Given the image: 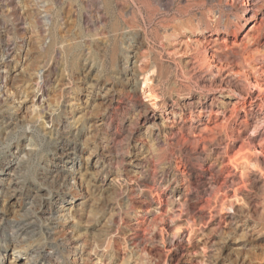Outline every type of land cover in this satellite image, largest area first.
<instances>
[{"label": "rangeland", "instance_id": "obj_1", "mask_svg": "<svg viewBox=\"0 0 264 264\" xmlns=\"http://www.w3.org/2000/svg\"><path fill=\"white\" fill-rule=\"evenodd\" d=\"M16 1L20 18L10 15L7 0H0V41L10 44V71H20L18 80L11 86L16 93L13 98H20L25 106L17 118L21 124L11 133L0 125V160L6 157L18 162L26 157L22 149L35 152V168L32 166L26 175L42 192L41 223L51 209L55 217H60L52 225L53 236L67 243L60 254V264H264L260 224L251 221L246 226L236 221L241 217L217 214L216 210L211 211L212 216L208 215L206 200L216 190L230 187L231 167L225 165L226 153L236 148H224L227 140L220 129L213 133L200 132L198 111L190 112L191 99L186 92L182 93L180 104L167 98L172 82L176 85L185 82L173 74L177 64L171 57V46L166 44L163 28L170 32L175 26L183 41L195 45L194 40L202 38L194 29L196 19L206 21L208 16L220 15L228 22L227 34L220 37L231 41L239 21L254 13L242 32H238L237 41L248 48L246 56L251 65H261L260 70H264V0L247 3L246 0H167L166 8L155 11L150 21L140 20L147 34L144 36L140 31L137 38L126 33V29H115L116 22H120L115 0L98 4L94 0H47V10L51 12L48 25L36 21L42 12L40 0ZM177 5L187 6L189 14L178 15ZM173 15L193 20L189 27L181 28L180 20L178 23L171 20ZM210 34L215 36L209 32L205 36ZM54 35L64 40V48L58 44V53L52 57L44 54L40 45L51 49ZM207 51H213L211 44ZM46 63L52 65V71L42 106L46 107L44 112L53 114V123H48L45 117L36 119L37 111L32 107V101L37 98L32 96V78ZM152 66L155 74L161 76L159 91L163 94L155 100L156 105L144 97L139 84L143 76L140 72ZM259 71L246 67L252 82L256 77L263 81L264 72ZM249 89L245 110L261 105L264 113V100L258 89L253 86ZM193 94L197 93L193 91ZM17 101L12 100L1 113L14 114ZM240 107L242 116L244 111ZM221 116L209 125L221 122ZM205 118L206 115L203 121ZM233 118L230 141L235 140L238 145L243 136L251 135L250 126L244 123L252 122V118L243 117L245 122H240V117ZM30 129L35 131L32 138L27 137ZM263 139L264 131L255 136L254 142L263 144L264 149ZM59 145L74 152L75 159L63 162L53 155ZM44 169H59L65 174L73 169L74 178L69 186L58 191L35 179V174ZM10 175L9 169L0 173L5 178ZM25 191L26 185L21 192ZM246 193L250 196L247 200L251 211L258 209V199L251 198L254 191ZM1 197L0 212L6 210L9 217L22 215L29 206L20 195ZM241 208L249 207L246 204ZM192 221L196 223V231L187 239L185 227ZM34 235L15 242L19 252L13 254V249H9L0 258V264H28L35 246L48 250L43 234ZM161 235L165 237L164 243ZM0 244L4 241L0 240Z\"/></svg>", "mask_w": 264, "mask_h": 264}, {"label": "bare ground", "instance_id": "obj_2", "mask_svg": "<svg viewBox=\"0 0 264 264\" xmlns=\"http://www.w3.org/2000/svg\"><path fill=\"white\" fill-rule=\"evenodd\" d=\"M102 1L103 0H94V2L97 4L102 3ZM247 1L249 0H246V3ZM40 2V8H42V12L39 11L41 14L38 15V20H36V18L35 20L48 25L51 22V12L49 13L50 10H47L49 9V7L47 8L49 3H47V0H40ZM114 2L116 4L118 20L120 21H115L118 23V25L115 24V27L117 25L115 29H126V33L130 34L133 38H137L140 31L142 34H144V36L147 34L145 28L139 24L140 20L150 21L151 16L155 11H160L166 8V6L169 4L167 0H115ZM254 2L250 3V6L254 5ZM7 3L11 7V9L8 7L10 12H12L10 15L12 16L13 14L19 17L17 15L18 11L16 9L18 6L17 1L7 0ZM246 10L247 9L245 8V11ZM176 12L178 15H188L189 9L187 6L177 5ZM255 15L256 14L253 13L249 17H243L241 21H239L236 27V32L233 33L231 41H228L226 37H220L221 34H227L228 32V22L225 19H222L220 15L217 17H215V15H212L211 17L208 16L206 21L197 16L198 18L196 19L194 29L200 32L202 38H197L194 40L196 43L195 45L194 42L192 45H190L188 44L189 42L183 41L177 35L175 26H173L170 32H168L169 30L167 27L163 28L165 31L164 38L166 44L171 46V57L173 62L175 61L177 64V70L173 74L174 76H179L180 79L185 82H182L179 85H176L174 82H172V84L170 83V86L169 83H167V86H169V95H167V98L173 100L175 104H180L182 93L186 92L188 98L191 99L189 103L190 112H193V109L198 111L197 122L202 124L200 132L205 131L213 133L215 129H220V131L224 133L225 139L227 140L224 148L230 150L236 148L234 152L229 153L227 151L226 153L228 162L225 165L231 167V171L229 170L231 172L230 187L226 185L223 188L216 190L214 195H212V197L210 196L211 198L206 200L207 208L209 209L208 215L209 217L213 215L211 213L212 210H216L217 214L229 213V215H237L241 218L240 220L238 219L236 221L244 222L246 226H249L251 221L256 224H260L262 227L260 234L264 235V149L262 147L263 144L260 145L257 144L258 142H254L255 136L258 134L261 135L264 131V113L261 111V105L255 109L250 108L245 110L244 108L245 96L249 95V86L256 87L261 100H264V79L262 81L256 77V79L253 78L254 82H252L251 77H249L248 73L246 72V67L249 66L253 71L258 72L261 69V65H251L250 58L246 56L248 48L246 45H242L241 42L237 41L238 32L241 33L246 26V22ZM171 20L176 23H178L177 20H180V24H178V26L185 28L189 27L193 19H180L176 15H173ZM57 21L58 20H56V23ZM53 27L55 28V26ZM206 32L213 33L215 36H212L211 34L208 35L209 37L205 36ZM56 36L57 35H54L53 37L51 49H45L42 45H40V50H42L44 54L49 53L53 57L54 54L58 53V44H60V48H64V40H58ZM209 44H211V48L213 50L212 52L207 51V46H209ZM69 47L70 46H68V51L71 52ZM11 52L12 51L9 42L6 40L0 41V110L4 106L8 107L12 100L18 99V101L13 106L15 109L14 114L11 115L7 112L1 113L0 111V125L3 127L4 131L9 133H11L14 127H16L18 124H21V121L17 120V118L25 106V104L23 105L22 102L19 101L20 98H13V95L16 93L13 91L12 87L13 84L18 80L17 77L20 75V71H17V69H14L12 72L10 71V61L12 58ZM183 55L187 56L182 57ZM145 57L147 56L145 55ZM234 66H237L238 68H235ZM51 68L52 65L50 66V64L47 63L44 64L40 70H36L35 76L32 78L31 83V89H33L32 96L37 97L32 101V107H35L37 111L36 119L45 117L48 118V123H53L55 118L51 111L44 112L46 107L42 106V101L46 97L49 90V81L51 77L50 72L52 71ZM248 69L250 70V68ZM259 72H264V70H260ZM140 73L143 75L139 82V84L142 85V94L144 97L153 100L151 103L152 105H156L155 100L159 98V96L163 95L160 94L161 91H159L161 76L155 74L154 66H152L150 70L141 71ZM135 84L137 83L135 82ZM34 90L36 92H40V94L37 95ZM193 91L197 93L196 96H193ZM232 98H234V100H232ZM165 99L166 98L164 97L163 101ZM229 105L230 108H228ZM240 106H242L244 111V115L242 116H240ZM227 109L230 111L229 115L226 112ZM225 112L228 116H225ZM205 115L206 118L205 121H203L202 118ZM218 115L223 116H221V122H219V120V123L214 122V125L212 124L213 126H210L209 124L215 121ZM233 116L236 118L240 117V122H245V119L243 118L245 116L252 118V122L244 123L246 126H250L251 135L243 136L238 141V145L236 143L237 141H230L233 139L229 133V130H231V120L234 119ZM35 121L36 120L33 122ZM29 126L31 127V125ZM34 132L35 131L30 129L27 137L29 135L30 138H32L35 135ZM199 136L201 139V135ZM212 137L215 138V135ZM21 152L24 157L26 156L25 160L22 159L21 161L15 162V159L6 157L0 160V173L2 171L4 172V169H9L12 171V175L8 176L7 178L0 176V197L4 195L6 196V194H9V197L12 196V198L20 195L19 198H22L23 196V199L27 200L29 204V206L24 210V213L19 216L17 215L15 217H9L8 213L4 209V213L0 212V240L4 241V244H0V258L5 256L9 249H13V254H15V252H19V250L16 248L15 242L19 240L23 241L26 236L27 238H30L28 235L33 237L34 234L39 232L43 234V239H45L46 243L49 244V249L42 250L39 248V246L38 248L35 246V248H33L32 254L28 258L27 263L45 264L48 262L49 264H53L58 262L60 264V254L65 249L67 243H65L63 240L56 239L53 236L54 227L52 226L60 217H55L54 212L51 209L47 212V215L43 217V222L41 223L40 219L42 216L39 213L43 204L41 198L42 192L40 193L38 190L39 188L33 186L29 182L26 175L33 166V157L35 152L25 149H22ZM53 155L59 157L63 162H67L68 159H75V153L64 145H59L58 150H55ZM23 156L22 158H24ZM225 158L224 160L227 159ZM12 161L14 162L12 163ZM72 170L70 171V174H65L59 169L54 171L44 169L43 172L35 174V179L37 181H41L42 184L45 182L44 185H48L51 188L55 187L58 191H62V189H65L64 187L70 185L69 181L74 178L72 175ZM76 170L79 173V167H77ZM221 173H223V171ZM5 181H7L6 187L3 185L5 184ZM24 185L27 186V191L22 193L21 191ZM71 186H73L72 183ZM247 190L254 191V195H252L251 198L258 199V209L251 211L252 208H250V203L247 200V197H250L249 194L246 193ZM73 197L78 198L76 195ZM246 204L249 208H241ZM185 231L187 233V239H189L190 236H192V234H194L196 231V223L194 221L188 222V226L185 227ZM161 240L163 243L166 241L163 235H161ZM40 241L43 240L40 239ZM259 257L258 259H261Z\"/></svg>", "mask_w": 264, "mask_h": 264}]
</instances>
